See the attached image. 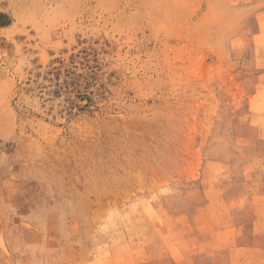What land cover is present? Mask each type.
I'll return each mask as SVG.
<instances>
[{"label":"rangeland","instance_id":"obj_1","mask_svg":"<svg viewBox=\"0 0 264 264\" xmlns=\"http://www.w3.org/2000/svg\"><path fill=\"white\" fill-rule=\"evenodd\" d=\"M0 264H264V0H0Z\"/></svg>","mask_w":264,"mask_h":264}]
</instances>
